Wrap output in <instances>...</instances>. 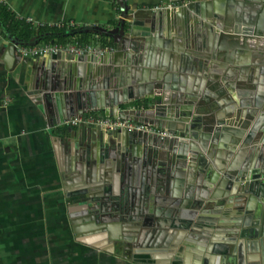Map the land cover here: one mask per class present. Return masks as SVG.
Instances as JSON below:
<instances>
[{"label": "water", "instance_id": "obj_1", "mask_svg": "<svg viewBox=\"0 0 264 264\" xmlns=\"http://www.w3.org/2000/svg\"><path fill=\"white\" fill-rule=\"evenodd\" d=\"M114 1L120 9L117 26L96 30L112 38L113 50L73 55L60 65L44 61L30 69V81L60 125L101 111L107 117L150 124L173 137L128 129L106 135L98 127L67 133L73 187L69 197L84 229L125 250L139 245L142 223L161 226L169 221L174 230L170 248L184 247L195 264H264V182L258 181L264 175V91L258 88L264 82V0H193L176 9L132 12L127 0ZM138 22L149 36L137 37ZM175 42L178 50L173 54L184 65L190 58L185 56L204 51L205 75H196L200 89L207 81L219 83L231 97V89L250 84L255 89L247 90L261 98L231 102L225 117L207 112L205 105H197L203 100L200 92L181 86L174 68L165 63L166 45ZM162 43L165 55L159 56L151 48ZM17 45L11 41L12 49L17 51ZM131 67L139 73L134 80L127 75V84L123 74ZM156 88L158 95L152 94ZM146 99L147 107L130 108ZM185 101L187 106L181 103ZM195 111L208 115L203 133V118ZM119 182L128 199L112 202L113 196L119 197L113 186ZM207 197L217 205L210 213L222 211L215 222L217 217L200 211ZM108 203L112 209L106 213ZM115 226L123 231L121 236L114 235Z\"/></svg>", "mask_w": 264, "mask_h": 264}, {"label": "crops", "instance_id": "obj_2", "mask_svg": "<svg viewBox=\"0 0 264 264\" xmlns=\"http://www.w3.org/2000/svg\"><path fill=\"white\" fill-rule=\"evenodd\" d=\"M190 1L193 0H127L126 2L132 12L134 8L156 11L154 8L161 4L173 5L176 9ZM0 5L13 16L15 23L28 24L35 31L65 29L78 30L79 33L70 37L67 44L37 41V36L31 37L25 44L17 40L19 33H14L15 37H13L11 30L10 33L8 32L11 28L9 21L0 20V264H195L193 254L184 250V247L182 250V247H176L174 250L170 248L171 244L168 242L174 230L169 227V221L162 224L159 222L163 227L155 222L156 219L155 223H146L147 225L140 222L139 229L141 233L143 231L145 233L143 235L140 233L136 241L139 245H131V247L128 245L129 249L125 250H117L109 238L102 237L101 240L97 235H89L84 229L86 224L78 216L79 209L73 203L72 197H69L73 187L72 183H69L71 157L67 151L66 136L70 131L88 133L95 128L57 123L48 106L43 104L41 94L35 90L30 81V69L36 68L39 63L52 60L60 65L62 61L68 62L73 55L66 52L55 55L49 52L25 55L19 52L20 47L32 49L46 45L61 48L91 46L97 53L110 48L113 50L116 46L112 38L104 34L100 35L96 30L97 28L112 30L117 26L120 15L117 2L114 0H0ZM163 10L165 9L160 11ZM139 20L143 23L144 18ZM142 23L138 22L134 27L137 37L149 36V33L141 28ZM79 36L89 39L90 44L79 42L81 39ZM13 40L17 41V51L10 46ZM162 49H165L164 43L155 44L151 48L157 51L159 56L165 55ZM166 49L168 62L165 63H168L170 68H174L171 72L182 80L181 86L195 93L200 92L198 94L203 100L197 105H205L207 112L212 110L225 117L231 102L240 104L246 98H261L257 92L253 95L247 90L255 89V86L250 84H239L235 89H231V97L226 93L228 89L219 83H209L206 80L204 87L200 89L197 83L201 78L196 75H205L206 65L201 58L205 55L204 51L201 52L202 55L193 52L191 53L193 55L185 56L190 58L184 65L173 54L174 49L178 50L177 42L173 43V46L166 45ZM172 59L175 60L172 62ZM151 61L154 62L153 59ZM109 62L108 60L107 63ZM136 73L139 71L134 68L125 71L123 74L125 82L130 83L127 75L130 80L137 79ZM177 85L180 86L179 81ZM258 88L261 89L262 94L264 82L259 84ZM138 91L134 90V93ZM159 91L156 88L152 94L158 95ZM134 93L132 90V94ZM132 94L129 92L127 95L130 97ZM169 98L172 100L174 96L170 94ZM149 103L148 99L136 100L130 104V108H145ZM181 103L186 106L189 104L186 101ZM195 114H200L203 118L200 122L203 133L207 128L204 117L208 115L196 111ZM91 116H105V113L100 111L92 113ZM103 132L106 135L112 133L104 130ZM260 137L258 135L255 139ZM113 186L119 197L113 196L112 202L118 201L121 197L128 199V193L121 188V183ZM111 203L103 204L106 213L112 209ZM216 207L217 205L212 204L207 197V200L202 202L200 211L206 213L208 218L217 217L218 219L213 220L215 222L222 217L221 210L210 213ZM112 230L115 236L123 234L117 226L112 227ZM212 237H216L220 244H224L221 235L217 236L213 233ZM207 253L209 252H206V255Z\"/></svg>", "mask_w": 264, "mask_h": 264}, {"label": "built area", "instance_id": "obj_3", "mask_svg": "<svg viewBox=\"0 0 264 264\" xmlns=\"http://www.w3.org/2000/svg\"><path fill=\"white\" fill-rule=\"evenodd\" d=\"M166 8H174L173 5H164L161 4L157 7L154 8V10H162ZM93 48L91 46L88 47H75V46H68L66 48H61L58 46H44L42 48H26V47H20L19 52L25 55H39V54H46V53H51V54H59L61 52H66L68 54L72 55H82L85 54L86 52L92 51ZM100 52H105V50H101ZM89 115V116H88ZM64 125H69L73 127H78V126H90L94 128H100L104 131L107 132H115L118 130L122 129H128V130H140V131H145L148 133L156 134L161 137H173L172 134H170L167 131L163 132H158L152 125L146 124V123H137L133 122L128 119H123L119 117H105V116H91V114H86L82 115L78 118L71 119L69 121H66ZM258 181L264 182V175H262Z\"/></svg>", "mask_w": 264, "mask_h": 264}, {"label": "trees", "instance_id": "obj_4", "mask_svg": "<svg viewBox=\"0 0 264 264\" xmlns=\"http://www.w3.org/2000/svg\"><path fill=\"white\" fill-rule=\"evenodd\" d=\"M0 20L9 21V25L11 26V28L9 29V31L8 30L7 31L10 33L11 30V35L13 37H15L14 33H19L17 40L20 42H24L25 44L29 41L31 37L37 36L38 37L37 41L44 40L46 43L53 41L54 43H61L62 45V44H67V40H69L70 37L79 34L78 30H65V29L64 30L42 29L40 31H35L28 24H24L22 22L15 23L16 20L13 18V16L7 13L6 10L2 8L1 5H0ZM87 36L85 35V37ZM79 37H81L79 42H81L82 44L85 45L90 44L91 41L89 39H86L82 36ZM103 47L105 48V46Z\"/></svg>", "mask_w": 264, "mask_h": 264}]
</instances>
